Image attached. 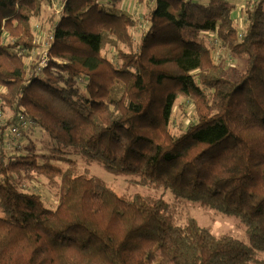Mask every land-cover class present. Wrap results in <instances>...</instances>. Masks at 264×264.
<instances>
[{
  "label": "trees",
  "instance_id": "obj_1",
  "mask_svg": "<svg viewBox=\"0 0 264 264\" xmlns=\"http://www.w3.org/2000/svg\"><path fill=\"white\" fill-rule=\"evenodd\" d=\"M123 1L0 0V264H264V0Z\"/></svg>",
  "mask_w": 264,
  "mask_h": 264
},
{
  "label": "rangeland",
  "instance_id": "obj_2",
  "mask_svg": "<svg viewBox=\"0 0 264 264\" xmlns=\"http://www.w3.org/2000/svg\"><path fill=\"white\" fill-rule=\"evenodd\" d=\"M198 1H201L204 3L207 2V0H198ZM229 1L236 4V9L233 13V16L235 19L236 27L239 30H241L243 25H244V18H245V17H243V12H242V8L245 4V0H229ZM145 9H146L145 4H140L137 2V0H125L122 2V4L117 6V10H119V11L124 10V11L129 12L130 14L136 16L137 18H140L142 16V12ZM135 33H137V32L135 31ZM214 50H216L215 51L216 52V58L219 61H221L224 65H228L229 63H231V64L235 63V60L231 56L230 52H228L226 49H223L222 47L217 45ZM39 51L42 52L43 49L40 48ZM27 132L31 135V137L33 139H37V137L40 136L41 130L34 128V129H30ZM23 137H24L23 142L27 141V137L22 136L21 138H23ZM9 139H10V143H11V142H16L20 138H17L16 135H13L11 133L9 135ZM81 166L83 168L87 165L85 163H81ZM90 168L94 172H96V173L100 174L102 177H104L109 182V184H111L119 192H123V191L130 192L131 191V187L127 186V181L125 179H123L121 177L116 178L110 174L105 173V171L102 169V167H100L98 165L90 166ZM35 187L36 186H34V187L29 186L28 188L30 190L35 191L36 190ZM37 190L42 193L44 200L46 201V203L49 206H52V207L56 206L57 197H56L54 192L48 191L41 184H37ZM186 206L190 210H192V212L194 213L196 218H198V220L200 221L201 224L211 226L218 233L226 232V231H231V232H234L236 234L243 233V230H242V228L239 227L238 221L236 220L235 217H228V216H225L222 214H217L213 211L206 210L201 206H190V205H186Z\"/></svg>",
  "mask_w": 264,
  "mask_h": 264
},
{
  "label": "built area",
  "instance_id": "obj_3",
  "mask_svg": "<svg viewBox=\"0 0 264 264\" xmlns=\"http://www.w3.org/2000/svg\"><path fill=\"white\" fill-rule=\"evenodd\" d=\"M47 62H48L47 61V55H46V52H45V55H44L43 59L41 60V64L46 65ZM27 125H28V121H26L23 117H21L20 124H19V126H16V127L13 128V133H15V134L19 133L20 127L27 126Z\"/></svg>",
  "mask_w": 264,
  "mask_h": 264
}]
</instances>
